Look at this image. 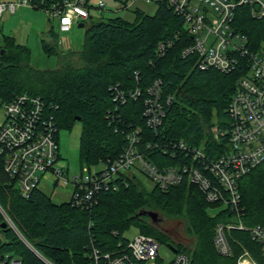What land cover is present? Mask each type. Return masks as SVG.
I'll return each instance as SVG.
<instances>
[{
  "label": "trees",
  "instance_id": "trees-1",
  "mask_svg": "<svg viewBox=\"0 0 264 264\" xmlns=\"http://www.w3.org/2000/svg\"><path fill=\"white\" fill-rule=\"evenodd\" d=\"M249 11L248 7L238 9L237 25L252 38L257 28L264 31V21L253 19ZM85 27L82 47L64 52L59 50V34L52 25L51 41L43 39L42 46L60 58L54 69L32 66V51L27 45L0 44L1 50L5 49L3 55L0 52L2 101L21 93L39 95L54 105L60 129L81 121V160L89 166L119 157L128 144L127 134L138 127L142 129L140 150L161 168L186 161L180 155L165 153L159 146L166 142L184 140L197 147L206 144L212 155H218L220 144L227 143L229 134L217 139L211 129H230L228 107L244 70H201L194 56L183 57L182 50L193 43V37L183 18L165 3L158 4L154 14L137 10L133 22L117 16L87 22ZM4 37L7 42L11 40ZM167 40L173 45L161 54L159 45ZM74 54L79 65L69 60ZM156 79L162 80L163 96L173 99L166 106L162 124L151 128L143 114V98L116 102L115 87L126 92L138 88L145 94ZM148 144L160 145L148 148ZM123 178L117 189L101 191L97 204L86 210L71 201L56 203L41 188L23 197L16 180L5 171L0 155V206L32 245L55 264H90L94 247L102 253L126 249L130 239L125 234L133 226L161 243L169 242L177 251L191 253V264H235L242 247L257 248L248 231L232 230L229 236L235 256L226 258L217 252L213 243L216 226L234 217L227 210H216L218 205L208 203L197 185L184 181L167 190L157 186L147 190L138 174ZM240 191L244 223L264 227V163L241 178ZM152 209L171 217L185 216L186 231L195 238L194 247L177 242L148 215L140 214ZM3 223L0 212V253L9 252L24 264H44L12 228H1ZM162 263L158 258L157 264Z\"/></svg>",
  "mask_w": 264,
  "mask_h": 264
},
{
  "label": "built area",
  "instance_id": "built-area-1",
  "mask_svg": "<svg viewBox=\"0 0 264 264\" xmlns=\"http://www.w3.org/2000/svg\"><path fill=\"white\" fill-rule=\"evenodd\" d=\"M129 8L142 1L146 4L165 3L183 18L185 28L193 43L182 50L183 57L194 56L201 70L215 69L230 73L242 69L238 87L228 107L231 127L221 131L212 128L217 139L229 134L225 145L220 144L214 156L207 145L197 147L184 140L160 144H148V148L159 147L173 156L180 155L186 161L161 168L153 158L140 150L141 128H133L127 134L128 144L116 159L101 160L98 164L83 167L71 179L69 165L60 153L59 125L54 105L39 95L16 94L11 100L1 102L5 120L0 123V155L4 159L5 171L16 180L23 197L28 198L43 181L51 180L63 187L72 186L69 201L81 209H91L98 202L103 190H115L124 175L134 177L142 174L162 190L179 185L184 181L199 187L208 203L217 204L216 210H227L234 220L219 223L213 238L217 252L226 258L235 256L230 242L232 230L248 231L256 249L242 247L235 264H263L264 227L247 226L243 221L240 180L251 170L264 163V31L256 29L254 37L239 29L238 9L248 7L253 19L264 21V0H118ZM27 6L41 8L50 19H57L61 32H70L75 25L92 18L91 10H105L106 3L99 0H0V18L6 10L15 13ZM263 34V35H262ZM262 36L258 40V36ZM172 40L163 41L159 52L164 54ZM1 52V46H0ZM116 89V102L125 103L127 98L142 97L143 114L151 128H158L166 116V106L173 97H164L162 80L156 79L148 86L145 94L140 89ZM216 153V154H217ZM215 154V153H214ZM179 159V158H178ZM102 164V167L100 166ZM4 222L8 227L23 234L15 222L0 206ZM25 239V238H24ZM47 264H55L44 257L27 239ZM161 242L154 236L139 233L130 239L126 249L102 253L94 247L90 264H157ZM260 257V259L258 258ZM192 255L176 251L170 264H191ZM0 264H24L9 253H0ZM164 264V263H162Z\"/></svg>",
  "mask_w": 264,
  "mask_h": 264
},
{
  "label": "rangeland",
  "instance_id": "rangeland-1",
  "mask_svg": "<svg viewBox=\"0 0 264 264\" xmlns=\"http://www.w3.org/2000/svg\"><path fill=\"white\" fill-rule=\"evenodd\" d=\"M98 1L99 0H92L93 5L96 6ZM103 1L106 3L105 10L101 12L99 9H92V19H90L88 23H90V21L97 22L100 20H107L108 18L117 16H120L129 22H133L136 18L137 10L154 14L158 8L157 3L146 4L142 1H138L134 4H131L129 8L121 9L123 4L118 0ZM52 25H54L55 31L59 34V50L64 52L71 50L75 51L82 47L86 36V27H79L78 25H75L70 32H61L59 30V22L57 19H50L47 12L41 8L27 6L19 8L15 13H11L9 10L4 12L3 16L0 18V44L6 45L7 43L15 44V42H19L23 45H27L32 51L29 60V63L32 66L38 67L40 69H54L58 66L60 58L55 54L47 52L42 46L43 39L51 41L49 30L51 29ZM4 36H10L11 40L8 42L5 41L6 38ZM65 59L66 58L63 60ZM69 60L73 64L79 65L80 60L77 54L70 56ZM1 102L2 99L0 98V123L4 122L5 120V112L1 107ZM82 125L83 124L81 121H75L71 128H61L59 131L60 153L65 159V162L69 165L68 176L70 179L82 169V166H89L88 163L82 162L81 160L80 147ZM100 166L102 167V164H100ZM138 176L142 180L147 190H151L154 187V183L147 177L140 173H138ZM40 187L43 191L48 193L56 203L69 201L73 191L72 186L63 187L54 184L51 180L46 179L43 181ZM157 212L159 213L160 218H162L161 224L159 225L162 230L170 234L177 242H182L189 248L194 247L195 238L186 231L187 222L185 216L176 218L166 215L165 213H162L158 210ZM210 213L215 214L216 210H210ZM16 227L18 228L17 225ZM14 232L26 246L36 253V251L29 246L28 242L24 241L27 239L24 235V237H22V235L17 231L14 230ZM137 234H139V230L137 227L133 226L126 232L125 235L129 239H133ZM29 243L31 242L29 241ZM37 256L41 259L39 255ZM159 256L163 260L164 264H170L175 258L176 252L169 242H163L161 243L159 249ZM43 262L44 264H47L45 261Z\"/></svg>",
  "mask_w": 264,
  "mask_h": 264
},
{
  "label": "water",
  "instance_id": "water-1",
  "mask_svg": "<svg viewBox=\"0 0 264 264\" xmlns=\"http://www.w3.org/2000/svg\"><path fill=\"white\" fill-rule=\"evenodd\" d=\"M85 26H86L85 23L79 24V27H85ZM4 53H5V49H2L1 50V54L3 55ZM77 119L79 120L80 118H77ZM140 214H142V215L143 214L148 215L151 218V220H152V222L154 224H158V223H160L162 221V218H160L159 213L157 211H154V210H143V211L140 212ZM6 227H8V223L7 222H4L1 225V228H6ZM171 246H172V248L176 252L177 250L175 249V247L173 245H171Z\"/></svg>",
  "mask_w": 264,
  "mask_h": 264
},
{
  "label": "flooded vegetation",
  "instance_id": "flooded-vegetation-1",
  "mask_svg": "<svg viewBox=\"0 0 264 264\" xmlns=\"http://www.w3.org/2000/svg\"><path fill=\"white\" fill-rule=\"evenodd\" d=\"M159 225L161 224V222L160 223H158Z\"/></svg>",
  "mask_w": 264,
  "mask_h": 264
}]
</instances>
